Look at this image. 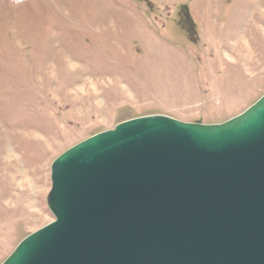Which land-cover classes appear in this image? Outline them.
Here are the masks:
<instances>
[{
  "label": "rangeland",
  "instance_id": "1",
  "mask_svg": "<svg viewBox=\"0 0 264 264\" xmlns=\"http://www.w3.org/2000/svg\"><path fill=\"white\" fill-rule=\"evenodd\" d=\"M264 94V0H0V264L53 221L50 165L120 122L223 123Z\"/></svg>",
  "mask_w": 264,
  "mask_h": 264
},
{
  "label": "water",
  "instance_id": "2",
  "mask_svg": "<svg viewBox=\"0 0 264 264\" xmlns=\"http://www.w3.org/2000/svg\"><path fill=\"white\" fill-rule=\"evenodd\" d=\"M46 205L1 264H264V94L223 123L148 115L82 140Z\"/></svg>",
  "mask_w": 264,
  "mask_h": 264
}]
</instances>
